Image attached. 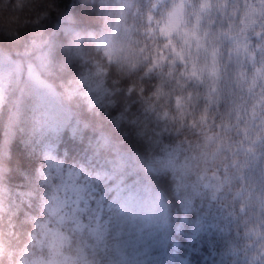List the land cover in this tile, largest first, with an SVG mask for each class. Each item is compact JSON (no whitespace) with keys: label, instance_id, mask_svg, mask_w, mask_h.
I'll return each instance as SVG.
<instances>
[{"label":"clouds","instance_id":"obj_1","mask_svg":"<svg viewBox=\"0 0 264 264\" xmlns=\"http://www.w3.org/2000/svg\"><path fill=\"white\" fill-rule=\"evenodd\" d=\"M190 215L264 264V0H0V264H150Z\"/></svg>","mask_w":264,"mask_h":264},{"label":"trees","instance_id":"obj_2","mask_svg":"<svg viewBox=\"0 0 264 264\" xmlns=\"http://www.w3.org/2000/svg\"><path fill=\"white\" fill-rule=\"evenodd\" d=\"M72 2L65 0V4ZM225 227L219 217L190 215L177 220L168 235L146 238L145 255L151 257L150 264H223L221 254L230 235Z\"/></svg>","mask_w":264,"mask_h":264}]
</instances>
